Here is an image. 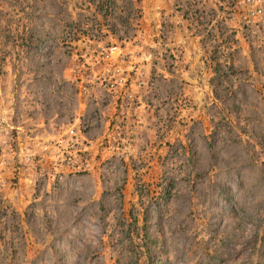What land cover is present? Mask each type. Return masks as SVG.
I'll return each instance as SVG.
<instances>
[{
	"label": "rangeland",
	"instance_id": "rangeland-1",
	"mask_svg": "<svg viewBox=\"0 0 264 264\" xmlns=\"http://www.w3.org/2000/svg\"><path fill=\"white\" fill-rule=\"evenodd\" d=\"M243 1L0 0V264H264V0ZM72 127L67 173L43 147Z\"/></svg>",
	"mask_w": 264,
	"mask_h": 264
},
{
	"label": "built area",
	"instance_id": "built-area-1",
	"mask_svg": "<svg viewBox=\"0 0 264 264\" xmlns=\"http://www.w3.org/2000/svg\"><path fill=\"white\" fill-rule=\"evenodd\" d=\"M242 4L246 5L245 7H249V10L244 13V21H248L250 18L258 16L261 12L259 0H244L243 3H240V5ZM235 8L237 9V2H235ZM160 34L161 38L167 39L166 31H162ZM101 50V60L105 62H111L113 55L120 51V49L114 45H107L105 50L104 48H101ZM117 59V63H126V57H120V53L117 54L116 60ZM127 79L128 76L126 72L122 70L120 66H115L111 70L107 69L105 72V79H103V81L109 91L114 94H118V92L123 91ZM122 94L123 96L125 95V100L131 99L133 96L129 91L123 92ZM82 148L83 140L80 132L77 128L74 129L72 127L66 132V136L64 138H59L54 143L52 141L46 143L43 147V154L44 156L54 154L57 157L56 160H62L63 163L61 165L64 168L63 171L70 173L74 171H81L84 167L83 162L85 155Z\"/></svg>",
	"mask_w": 264,
	"mask_h": 264
}]
</instances>
